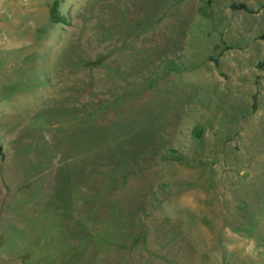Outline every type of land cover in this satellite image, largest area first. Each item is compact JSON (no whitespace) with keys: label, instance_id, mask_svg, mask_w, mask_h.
<instances>
[{"label":"rangeland","instance_id":"obj_1","mask_svg":"<svg viewBox=\"0 0 264 264\" xmlns=\"http://www.w3.org/2000/svg\"><path fill=\"white\" fill-rule=\"evenodd\" d=\"M53 1L0 0V264H264V0Z\"/></svg>","mask_w":264,"mask_h":264},{"label":"trees","instance_id":"obj_2","mask_svg":"<svg viewBox=\"0 0 264 264\" xmlns=\"http://www.w3.org/2000/svg\"><path fill=\"white\" fill-rule=\"evenodd\" d=\"M60 1L59 0H54L50 6H49V15H50V20L52 23H62L64 22V15L60 11ZM231 7L233 9H246L250 10L248 6L244 3H232ZM261 38L264 39V33L261 35ZM260 66H264V59L259 62Z\"/></svg>","mask_w":264,"mask_h":264},{"label":"crops","instance_id":"obj_3","mask_svg":"<svg viewBox=\"0 0 264 264\" xmlns=\"http://www.w3.org/2000/svg\"><path fill=\"white\" fill-rule=\"evenodd\" d=\"M104 60H105V59H104ZM104 60H102V59L100 60V59H99V61L97 62V64H100V65H101V64H104V63H105Z\"/></svg>","mask_w":264,"mask_h":264},{"label":"bare ground","instance_id":"obj_4","mask_svg":"<svg viewBox=\"0 0 264 264\" xmlns=\"http://www.w3.org/2000/svg\"><path fill=\"white\" fill-rule=\"evenodd\" d=\"M79 108V107H78Z\"/></svg>","mask_w":264,"mask_h":264}]
</instances>
